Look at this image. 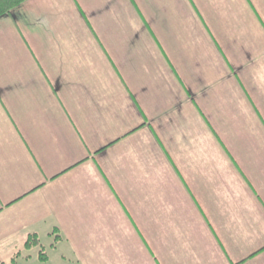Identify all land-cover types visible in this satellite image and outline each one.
<instances>
[{
	"label": "crops",
	"instance_id": "crops-1",
	"mask_svg": "<svg viewBox=\"0 0 264 264\" xmlns=\"http://www.w3.org/2000/svg\"><path fill=\"white\" fill-rule=\"evenodd\" d=\"M30 235L72 264H264V0L0 18V263Z\"/></svg>",
	"mask_w": 264,
	"mask_h": 264
},
{
	"label": "rangeland",
	"instance_id": "rangeland-1",
	"mask_svg": "<svg viewBox=\"0 0 264 264\" xmlns=\"http://www.w3.org/2000/svg\"><path fill=\"white\" fill-rule=\"evenodd\" d=\"M55 240L56 235H52L50 237L44 236L41 239L42 245L45 247L44 252L46 256L49 257L48 262L43 263L42 261H39L37 259V255L41 249L33 248L31 251H27V249H25L22 251L21 257H19L20 255L18 256L19 258L17 261L13 260L12 262H7L6 264H72L71 262H63L62 255L64 253L62 252V246H59L60 244L56 243ZM28 256H31V258H28Z\"/></svg>",
	"mask_w": 264,
	"mask_h": 264
},
{
	"label": "trees",
	"instance_id": "trees-1",
	"mask_svg": "<svg viewBox=\"0 0 264 264\" xmlns=\"http://www.w3.org/2000/svg\"><path fill=\"white\" fill-rule=\"evenodd\" d=\"M26 1L27 0H0V18L11 14L14 9L24 4ZM25 247L27 249L40 248L41 249L40 256H41L42 261H45L47 259L46 254L41 246L40 239L37 235H30L26 241ZM0 264H3V263H0Z\"/></svg>",
	"mask_w": 264,
	"mask_h": 264
}]
</instances>
